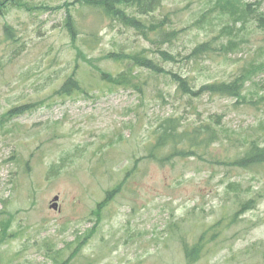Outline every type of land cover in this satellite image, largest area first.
I'll return each instance as SVG.
<instances>
[{
	"label": "rangeland",
	"instance_id": "obj_1",
	"mask_svg": "<svg viewBox=\"0 0 264 264\" xmlns=\"http://www.w3.org/2000/svg\"><path fill=\"white\" fill-rule=\"evenodd\" d=\"M74 1L0 0V264H264V164L229 169L200 150L164 164L147 158L168 116L221 130L216 154L264 145V0L234 1L243 15L234 25L217 0H161L140 31ZM129 56L195 89L244 75L243 99L181 98ZM123 71L127 87L100 78ZM70 78L80 89L61 93ZM253 198V209L241 208Z\"/></svg>",
	"mask_w": 264,
	"mask_h": 264
},
{
	"label": "trees",
	"instance_id": "obj_2",
	"mask_svg": "<svg viewBox=\"0 0 264 264\" xmlns=\"http://www.w3.org/2000/svg\"><path fill=\"white\" fill-rule=\"evenodd\" d=\"M234 1L236 2V0H217V6L221 8L222 13L228 15L233 20V25L240 22L243 18L242 12H235ZM74 3L80 7L91 8L105 18L118 22L125 27L140 31L146 27L141 18L151 16L160 7L161 0H75ZM260 21L264 25V18ZM64 27L69 37H71V41L75 42L79 32L68 11ZM154 27H156L157 36L160 35L166 38L173 36V32L164 31L160 25L155 26L151 23L150 29H154ZM208 51L209 47L207 44H204L197 46L193 54H206ZM159 52L165 62L173 61V56L168 52ZM129 60L134 66L145 68L153 77L164 76L165 78H169L177 85V94L181 98L193 100L200 98L202 95L210 94L230 97L237 99V101L243 99L241 92L244 86V75H240L230 82L204 84L200 88L195 89L190 86L187 78H183L177 73L166 71L150 58L129 56ZM129 75L132 74L125 71L115 76L101 72L100 78L103 82L127 87V85H131ZM78 83L79 81L74 78L68 79L62 86L61 93L69 95L72 91H77L80 89ZM134 87L138 88L137 86ZM223 135L221 130L216 129L209 122L201 121L197 124H192L186 121L183 122L181 118L168 116L161 120L155 129L147 158L156 163L164 164L166 161H171V158L201 157L198 154L200 150L201 154H206L213 159L212 161L217 166H225L229 169L248 171L264 164V145H258L255 142H251L240 157L216 154L217 149L216 151L215 149H213L214 151H210L213 145L222 142ZM228 140H231V138ZM225 188L231 193H237L238 182H228ZM254 203V198L250 199L243 203L241 208L247 210L253 209ZM198 252L199 250L196 246L193 248V251L187 253L191 261L198 258Z\"/></svg>",
	"mask_w": 264,
	"mask_h": 264
},
{
	"label": "water",
	"instance_id": "obj_3",
	"mask_svg": "<svg viewBox=\"0 0 264 264\" xmlns=\"http://www.w3.org/2000/svg\"><path fill=\"white\" fill-rule=\"evenodd\" d=\"M58 200H59V197L58 196H55L53 199H52V202L49 206L50 209H53L55 211H58Z\"/></svg>",
	"mask_w": 264,
	"mask_h": 264
}]
</instances>
